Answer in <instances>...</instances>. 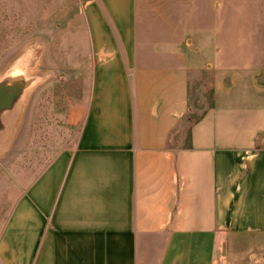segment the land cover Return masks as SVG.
Instances as JSON below:
<instances>
[{
	"label": "crops",
	"instance_id": "crops-1",
	"mask_svg": "<svg viewBox=\"0 0 264 264\" xmlns=\"http://www.w3.org/2000/svg\"><path fill=\"white\" fill-rule=\"evenodd\" d=\"M218 10L83 0L60 67L75 131L63 145L35 141L40 113L22 105L0 264H264V33L252 54L220 64ZM198 69L211 104L190 122Z\"/></svg>",
	"mask_w": 264,
	"mask_h": 264
},
{
	"label": "rangeland",
	"instance_id": "rangeland-1",
	"mask_svg": "<svg viewBox=\"0 0 264 264\" xmlns=\"http://www.w3.org/2000/svg\"><path fill=\"white\" fill-rule=\"evenodd\" d=\"M82 3L83 0H0V81L21 78L28 85L14 108L2 114L0 230L20 190L21 158L24 153L21 151L22 105H25L27 113L31 112L30 107H33L35 115L38 111L40 113V118L29 120L33 121L34 136H38L39 132V138L36 137L35 141L45 139L63 145L71 140L75 131L62 118L68 111L72 93L61 79L62 74L68 73L60 70V67L61 52L69 46L70 39L81 25ZM218 4L215 31L221 52L217 62L237 63L259 46L256 40L261 32L264 33V0H218ZM39 57L43 61L41 68L37 65ZM44 62L46 66L47 62L49 64L46 71L43 69ZM210 104V72L195 70L190 77V122ZM13 116L16 118L12 121ZM14 125L16 127L11 129ZM5 137H10L11 141L5 140ZM181 137L184 138L185 133ZM34 156H37L36 150Z\"/></svg>",
	"mask_w": 264,
	"mask_h": 264
},
{
	"label": "water",
	"instance_id": "water-1",
	"mask_svg": "<svg viewBox=\"0 0 264 264\" xmlns=\"http://www.w3.org/2000/svg\"><path fill=\"white\" fill-rule=\"evenodd\" d=\"M27 87L24 79H12L0 81V131L3 129L2 114L5 111L12 110L16 103L22 97Z\"/></svg>",
	"mask_w": 264,
	"mask_h": 264
}]
</instances>
